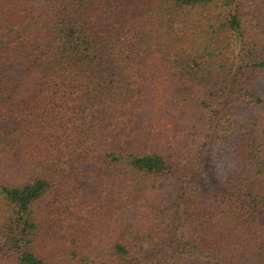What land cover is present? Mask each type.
I'll use <instances>...</instances> for the list:
<instances>
[{
	"label": "trees",
	"instance_id": "16d2710c",
	"mask_svg": "<svg viewBox=\"0 0 264 264\" xmlns=\"http://www.w3.org/2000/svg\"><path fill=\"white\" fill-rule=\"evenodd\" d=\"M263 75L264 0H0V264H264Z\"/></svg>",
	"mask_w": 264,
	"mask_h": 264
},
{
	"label": "rangeland",
	"instance_id": "374dc122",
	"mask_svg": "<svg viewBox=\"0 0 264 264\" xmlns=\"http://www.w3.org/2000/svg\"><path fill=\"white\" fill-rule=\"evenodd\" d=\"M259 90H260V92H261L262 97L264 98V75L262 76V78H261V80H260V82H259ZM263 106H264V105H263ZM258 111H259V113L262 114V116L264 115V108H261V109H259ZM258 115H259V114H258Z\"/></svg>",
	"mask_w": 264,
	"mask_h": 264
}]
</instances>
